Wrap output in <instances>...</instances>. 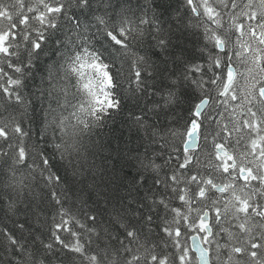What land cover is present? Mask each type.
Segmentation results:
<instances>
[{
  "label": "snow or ice",
  "instance_id": "6c2138e0",
  "mask_svg": "<svg viewBox=\"0 0 264 264\" xmlns=\"http://www.w3.org/2000/svg\"><path fill=\"white\" fill-rule=\"evenodd\" d=\"M0 264H264V0H0Z\"/></svg>",
  "mask_w": 264,
  "mask_h": 264
},
{
  "label": "trees",
  "instance_id": "16d2710c",
  "mask_svg": "<svg viewBox=\"0 0 264 264\" xmlns=\"http://www.w3.org/2000/svg\"><path fill=\"white\" fill-rule=\"evenodd\" d=\"M117 127H119V125H117Z\"/></svg>",
  "mask_w": 264,
  "mask_h": 264
}]
</instances>
